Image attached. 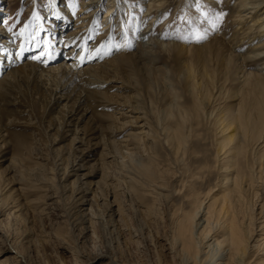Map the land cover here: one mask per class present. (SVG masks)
<instances>
[{"label": "rangeland", "instance_id": "1", "mask_svg": "<svg viewBox=\"0 0 264 264\" xmlns=\"http://www.w3.org/2000/svg\"><path fill=\"white\" fill-rule=\"evenodd\" d=\"M82 2L63 0L73 17L82 8ZM229 2L231 4V0ZM115 3V14L106 32L102 28L106 19V0L90 23L91 32L86 47L92 52L98 50L103 55L100 58L129 55L140 47V42H150L151 39L192 47L155 46L147 52L144 61H124L117 66V77L129 86L121 98L139 96L149 119L162 133V139L154 148H147L144 158H138L134 163L127 162L129 169L134 171L132 183L136 195L126 196L129 210L123 220L118 221L114 231L105 223L94 225V239L97 246L104 248L112 240L120 239L118 245L123 255L139 262L147 258L180 260L181 253L168 252L165 239L172 240L176 222L194 211L195 201L205 200L206 204L209 188L212 187L213 192L219 188V168L223 165V156L222 152H218L217 139L220 135L214 122L221 110L238 104L241 93L248 100L254 98L247 92L250 90L255 94L253 84L247 82L243 86L241 68L246 66L245 63L261 64L264 68V32H257L249 40L243 36L246 31L250 33L249 26L252 24V30L262 29L259 27L263 20L257 17V13L247 21L234 20L233 14H229L230 8L226 13L221 11V7H209V3L200 7L199 3L188 0H168L166 8L150 15L143 6V0H116ZM263 12L264 9L258 14ZM55 17L50 0H0V26L6 27L12 38L10 55L14 57V54L24 50L28 52L26 56H30L27 60L38 62L34 55L47 49L51 29L58 24ZM150 21L152 24H149ZM68 28H75V19ZM211 40H218V43L210 44ZM65 44L67 48L69 45ZM2 54L8 56L5 48ZM58 54L59 61L67 59L65 49L59 50ZM26 73L22 70V76L17 81L6 85V91L0 88V141L3 138L8 141L0 153V197L4 194L11 196L9 206L20 205L23 214V218L10 219V209L0 204V223L11 227L13 232L17 230L18 236L25 238L24 241L30 239L27 243L29 248L45 260L42 263L33 262L23 253L17 254L11 243L5 241L0 244V262L73 264L66 244H59L56 236L62 234V239L77 245L83 253L90 244L86 239L92 240L93 237L91 233L85 234L86 238L82 236L74 192L76 182L73 183L76 178L65 174L71 159L79 154L73 140V123L66 125V111L51 104V86L38 83L32 72ZM87 99L90 102L84 103L91 105L88 116L92 114L93 120L90 119L87 124V117L80 122V126L103 128L101 131L107 140L111 136L106 130L111 124L107 115L115 111L112 110L113 104H106L108 102L103 98ZM135 101L136 98L132 97L131 102ZM178 128L187 140L178 153L170 152L166 145V133L169 130L176 132ZM162 131H165L164 134ZM101 167L100 159L91 171L101 170ZM146 167L149 169L146 170ZM106 169L101 170L102 173H107L108 167ZM102 173L95 178L102 184L98 196L112 200L113 197L107 196L111 187L106 186ZM152 184L163 185L165 195L156 199L151 192ZM46 192L55 194L59 199L57 210H54L57 215H46L40 212V208L37 210V207L31 206L33 200ZM100 197L96 199L95 211L102 216L106 214L107 207L101 205L103 200ZM36 205L42 207V199ZM23 252L26 254L29 251Z\"/></svg>", "mask_w": 264, "mask_h": 264}, {"label": "bare ground", "instance_id": "2", "mask_svg": "<svg viewBox=\"0 0 264 264\" xmlns=\"http://www.w3.org/2000/svg\"><path fill=\"white\" fill-rule=\"evenodd\" d=\"M50 1L56 15L55 23L58 22V24L51 29L52 33L49 34L46 43L47 49L39 50V53L36 52L37 54L34 55L38 62L27 60L30 56H26L28 52L24 50L12 57L10 55L12 38L5 29L6 27L0 26V35L5 33L2 37L0 36L2 39L0 43V88L6 91V85L12 84L14 80L17 81L18 77L22 76L20 74L22 70L25 73L30 71L36 76L38 83L51 86L49 99L54 107L66 111L64 123L66 125L73 123L75 132L73 140L76 142L75 147L79 154L76 157L73 155L75 159H71L65 174L76 178L73 183L76 182L74 192L78 202L77 207H79L82 236L86 238L85 234H93L92 240L86 239L90 241V244L84 251L85 253L80 251L77 245H72L62 239V234L56 236L59 244H66L73 264H96L98 262L101 264H170L171 262V264H264V145H262L264 143V68L262 65L254 66L253 63H245L246 66L241 68L243 86L247 82L253 84L255 94L250 90L247 92L251 93L254 98L248 100L241 93L238 104L221 110L215 119L214 124L220 135L217 139L218 152H222L223 156L221 159L223 165L219 168L221 172L219 188L214 192L212 187L209 188L207 192L209 200L206 204H204L205 200L195 201L194 211L185 214L176 222L178 224L173 237L171 236L172 240L165 239L168 252L170 254L179 252L182 257L180 260L173 258L164 261L147 258L144 262H139L137 259L123 255L121 246L118 245L120 239L112 240L107 248L97 246L94 239L96 237L94 225L105 223L114 231L118 221L123 220L126 215L128 209L126 196L136 195V188L132 183L134 171L129 169L127 162L134 163L136 159L144 158L147 155V148H154L162 139V133L149 119L148 111L142 106L139 96L126 95V99L121 98L129 86L117 77L116 70L117 66L124 61H144L147 58V52H151L155 46L181 47L182 49H190L192 46L175 42H157L151 39L146 43L139 41L140 47L129 55H120L112 59L100 58L103 55L98 50L89 51L86 47V40L91 32L90 23L93 15L102 8L104 0H83L82 8L76 17H73L71 10L66 7L63 0ZM106 1L107 11L104 17L106 19L102 27L105 32L113 13L115 14L116 5V0ZM188 1L199 3L200 7L209 3V7H221V11L225 12L230 8L231 13L229 14H233L234 20L247 21L257 13V17L263 20L259 27L262 29L252 30L254 26L252 24L250 28L248 27L250 33L246 31L244 36H241L249 40L248 38L254 37L257 32H264V12L258 14L264 9V0H231V4L234 2L233 6L230 0ZM143 2V6L148 9L147 14L150 15L152 12L166 8L168 0H143ZM74 19L75 28L69 30L68 27L72 25ZM114 19L118 21L117 18ZM151 21L149 24H152ZM60 25H63L61 29H59ZM45 28H47L46 24ZM62 28L68 30L63 31L65 29ZM63 42L69 46L65 48L66 44L63 45ZM215 43H218V40L210 44ZM3 48L8 56L2 54ZM61 49L66 50L65 58L67 59L59 61L61 58L58 52ZM23 76L27 77L24 74ZM89 97L103 98L108 102L106 104H113L112 110L114 109L116 113L109 112L107 115L111 120L109 128L106 129L108 131L106 132L111 134L107 140L102 134L101 129L103 128L80 126V122L87 117V124L90 119L93 120L92 114L88 116L91 105L84 103L88 102ZM132 97L136 98L135 102H131ZM166 139L170 152L178 153L184 147L187 136H183L178 128L173 133L170 130L167 131ZM7 143L8 141H4V138L0 141V153ZM100 159L101 170L106 171L108 167L107 173H104L105 171L102 173L101 170L91 171ZM148 169L146 167V170ZM100 173L106 179V186L111 187L107 196L113 197L112 200L98 196L102 184L95 178ZM2 190L5 191V188L3 187ZM164 190L166 188L163 185L152 184L151 192L156 199L165 195ZM98 197L103 200L101 205L107 207L106 214L102 216L95 211ZM39 199H42V207L36 205ZM10 200L9 195L4 194L0 197V204L10 209L9 218H23L20 205L9 206L12 203ZM58 202L59 199L55 194L46 192L33 200L31 206L37 207V210L40 208V212L46 215H57L58 213L54 210H57ZM18 233L17 230L13 232L9 226L5 227L1 222L0 244L8 241L17 254L21 252L33 262L42 263L45 259L29 248L27 243L30 239L24 241L25 238L18 236ZM24 250L29 252L25 254Z\"/></svg>", "mask_w": 264, "mask_h": 264}]
</instances>
